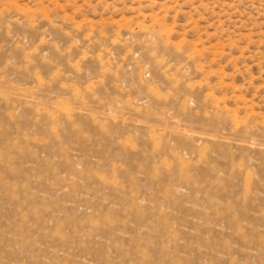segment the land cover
I'll use <instances>...</instances> for the list:
<instances>
[{
  "label": "rangeland",
  "instance_id": "374dc122",
  "mask_svg": "<svg viewBox=\"0 0 264 264\" xmlns=\"http://www.w3.org/2000/svg\"><path fill=\"white\" fill-rule=\"evenodd\" d=\"M0 264H264V0H0Z\"/></svg>",
  "mask_w": 264,
  "mask_h": 264
}]
</instances>
